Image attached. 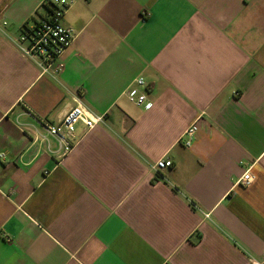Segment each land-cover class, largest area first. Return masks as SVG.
<instances>
[{"label":"crops","instance_id":"0c3cea01","mask_svg":"<svg viewBox=\"0 0 264 264\" xmlns=\"http://www.w3.org/2000/svg\"><path fill=\"white\" fill-rule=\"evenodd\" d=\"M42 2L0 0V264L264 262V0H73L58 73L14 42ZM77 99L107 118L58 160Z\"/></svg>","mask_w":264,"mask_h":264},{"label":"built area","instance_id":"2783aa9c","mask_svg":"<svg viewBox=\"0 0 264 264\" xmlns=\"http://www.w3.org/2000/svg\"><path fill=\"white\" fill-rule=\"evenodd\" d=\"M42 3L48 8L46 16L39 18L31 26L23 25L19 34L14 38V42L23 55L35 60L41 71L58 73L63 67L59 57L75 37V31L62 23V17L73 0H43ZM148 88H150V83L139 76L134 80L132 87L127 90V97L131 102L148 109L152 105L146 94ZM107 114L108 111L95 113L77 99L76 103L57 122L43 124L45 135H41V139L48 141V136L55 138L58 145L54 150L55 156L58 160H63L75 148L84 133L105 122ZM78 123L84 126L82 134L75 132ZM198 128L196 121L193 122L183 130L179 141L189 146ZM172 165V160L163 156L150 166L156 175ZM254 178L251 166H248L235 185L247 187ZM204 216L208 217L209 214L205 213ZM248 264H264V262L249 256Z\"/></svg>","mask_w":264,"mask_h":264}]
</instances>
